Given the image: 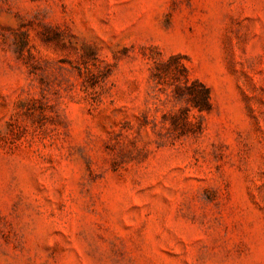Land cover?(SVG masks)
Here are the masks:
<instances>
[{
    "label": "rangeland",
    "instance_id": "1",
    "mask_svg": "<svg viewBox=\"0 0 264 264\" xmlns=\"http://www.w3.org/2000/svg\"><path fill=\"white\" fill-rule=\"evenodd\" d=\"M0 264H264V0H0Z\"/></svg>",
    "mask_w": 264,
    "mask_h": 264
}]
</instances>
